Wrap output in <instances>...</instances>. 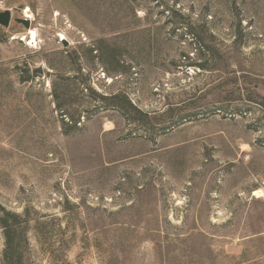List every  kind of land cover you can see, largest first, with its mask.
<instances>
[{
  "label": "rangeland",
  "instance_id": "1",
  "mask_svg": "<svg viewBox=\"0 0 264 264\" xmlns=\"http://www.w3.org/2000/svg\"><path fill=\"white\" fill-rule=\"evenodd\" d=\"M3 11L0 218L21 264H264V0Z\"/></svg>",
  "mask_w": 264,
  "mask_h": 264
},
{
  "label": "trees",
  "instance_id": "2",
  "mask_svg": "<svg viewBox=\"0 0 264 264\" xmlns=\"http://www.w3.org/2000/svg\"><path fill=\"white\" fill-rule=\"evenodd\" d=\"M117 96H114L113 99H117ZM124 100V104L120 107L128 112V109H132L129 102H127L126 98L122 96ZM126 101V103H125ZM16 217V216H15ZM13 219L8 218H0V225L3 232L4 238V248L2 253V264H21L22 263V246L20 244V233L22 232V228L20 223L17 222L16 218Z\"/></svg>",
  "mask_w": 264,
  "mask_h": 264
},
{
  "label": "water",
  "instance_id": "3",
  "mask_svg": "<svg viewBox=\"0 0 264 264\" xmlns=\"http://www.w3.org/2000/svg\"><path fill=\"white\" fill-rule=\"evenodd\" d=\"M10 20L11 13L9 11L0 12V26L7 28L10 24ZM14 22L23 25L26 30L29 29L30 21L26 18L15 19ZM61 42L64 47L68 45V43L63 38H61ZM38 73L40 74L41 70Z\"/></svg>",
  "mask_w": 264,
  "mask_h": 264
},
{
  "label": "bare ground",
  "instance_id": "4",
  "mask_svg": "<svg viewBox=\"0 0 264 264\" xmlns=\"http://www.w3.org/2000/svg\"><path fill=\"white\" fill-rule=\"evenodd\" d=\"M26 17L28 18V15ZM23 38H24V40H26V42H28L27 44L29 46L30 44H34L36 42V33H35V31L30 30L26 34V38L25 37H23ZM258 193H259V191L254 192V194H258Z\"/></svg>",
  "mask_w": 264,
  "mask_h": 264
}]
</instances>
